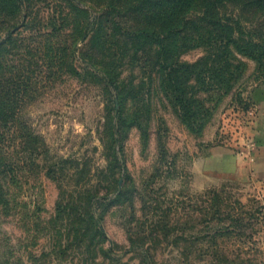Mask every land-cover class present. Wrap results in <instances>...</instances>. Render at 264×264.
Masks as SVG:
<instances>
[{"label": "rangeland", "instance_id": "374dc122", "mask_svg": "<svg viewBox=\"0 0 264 264\" xmlns=\"http://www.w3.org/2000/svg\"><path fill=\"white\" fill-rule=\"evenodd\" d=\"M21 1L0 14V264H264V196L232 148L255 62L220 94L193 78L191 118L152 65L94 39L106 2ZM217 148L248 174L204 173Z\"/></svg>", "mask_w": 264, "mask_h": 264}, {"label": "trees", "instance_id": "16d2710c", "mask_svg": "<svg viewBox=\"0 0 264 264\" xmlns=\"http://www.w3.org/2000/svg\"><path fill=\"white\" fill-rule=\"evenodd\" d=\"M102 2H106L110 15V30L99 33L98 23L94 39L104 45L113 43L114 59L142 62L148 70L152 65L149 74L160 75L166 92L191 118L195 116V101L186 99L184 92L191 93L189 82L193 78L201 80L207 94H220L231 89L242 75L246 59L254 61L255 71L264 75V0H94L96 5ZM20 5L24 6L21 0H0V14ZM101 27L103 31L106 26ZM119 41L132 43V47L118 52L115 45ZM194 48H203L204 54L192 62L183 61L184 49ZM119 75L112 73L108 80L116 89ZM219 211L217 207L212 212ZM230 219L236 225L242 220L235 216ZM228 262L223 257L212 264Z\"/></svg>", "mask_w": 264, "mask_h": 264}, {"label": "crops", "instance_id": "0c3cea01", "mask_svg": "<svg viewBox=\"0 0 264 264\" xmlns=\"http://www.w3.org/2000/svg\"><path fill=\"white\" fill-rule=\"evenodd\" d=\"M252 102L257 107V120L254 127V134L258 140V151L256 156V161L253 164L254 174L253 178L256 179L258 185V193L260 192L264 196V87L257 88L252 95ZM215 157V161L213 160ZM209 163H211L210 166ZM208 164V165H207ZM213 164V165H212ZM245 162L240 158L236 157L226 149L217 148L210 155L204 159L202 165L204 167V173L208 174L213 170H218L219 172L231 171L238 175L248 174L251 167H246ZM245 166V167H244ZM258 179V180H257Z\"/></svg>", "mask_w": 264, "mask_h": 264}, {"label": "built area", "instance_id": "2783aa9c", "mask_svg": "<svg viewBox=\"0 0 264 264\" xmlns=\"http://www.w3.org/2000/svg\"><path fill=\"white\" fill-rule=\"evenodd\" d=\"M255 106L256 105H253L246 110H239V108L234 109V111L239 114L237 118L239 127H237V130L240 136H236L234 145H232L233 150L236 151L242 159L250 163L253 174V164L256 161L258 151V140L253 132L258 113L257 107Z\"/></svg>", "mask_w": 264, "mask_h": 264}]
</instances>
